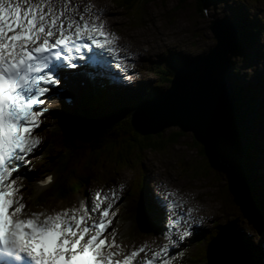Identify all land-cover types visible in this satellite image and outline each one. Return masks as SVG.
Segmentation results:
<instances>
[{
	"label": "snow or ice",
	"instance_id": "6c2138e0",
	"mask_svg": "<svg viewBox=\"0 0 264 264\" xmlns=\"http://www.w3.org/2000/svg\"><path fill=\"white\" fill-rule=\"evenodd\" d=\"M68 2L58 10L55 0H0V256L15 264H121L114 259L119 252L113 249L120 248L116 230L108 232L119 199L115 191L106 207L102 205L108 198L97 191L93 201L86 199L79 208L37 213L28 210L20 195L23 185H17L24 179L21 169L30 168L29 157L42 144L35 130L48 111V93L61 84V70L76 69L75 60L85 59L83 50L112 56L118 52L119 37L106 30L100 20L103 11L95 15L100 23H89L83 13L77 20L67 15ZM52 180L49 176L38 183ZM168 208L173 216L168 243L150 258L145 247L133 250L122 264H132L140 253H145L143 264H174L169 249L177 240L171 232L181 223L190 226L193 210L176 219L179 206L169 202ZM188 235L183 227L178 240Z\"/></svg>",
	"mask_w": 264,
	"mask_h": 264
},
{
	"label": "rangeland",
	"instance_id": "374dc122",
	"mask_svg": "<svg viewBox=\"0 0 264 264\" xmlns=\"http://www.w3.org/2000/svg\"><path fill=\"white\" fill-rule=\"evenodd\" d=\"M202 1L205 4V8L202 11L198 10V8L195 7L194 0H157L156 2L150 3L147 6L145 5L147 7L146 14L154 23V25H148L142 23L141 20L137 19L136 17L134 18H136L137 20L132 18L130 16V12H126L127 16H125L121 10L114 8L109 0H90L91 4L93 5V9L103 8L106 16H110V22L113 28L118 31L121 34L122 39L129 42L131 46H133L141 38L143 43L140 40V44H143L142 46L145 48L144 55L146 58L152 61L156 58L155 56L160 55V48L173 42H176L178 45L181 44L182 48L187 50L184 53V55H186V59H189L191 55L198 58V56L200 55L205 54L206 56L210 53V51L216 45V39L210 29V25L212 22H219L226 26H232V24L228 21L232 19V14H230L231 3H229L230 0ZM252 1L254 2V0ZM242 2L250 3V0H242ZM261 2L264 3V0H262ZM232 5H234V3H232ZM250 8L251 7L248 6V10H250ZM163 13L164 16L161 15ZM248 15L251 16L252 14ZM252 18L256 20L257 16H252ZM241 24L243 26L244 22H242ZM166 25H170L169 31ZM156 31L162 33V36L160 38L154 34V32ZM260 35L261 36L259 37L261 40V45H263L264 35ZM229 57L232 58V55H229ZM240 58L241 57H235L234 60H239ZM135 110L131 111L132 114ZM232 113L234 117V112L232 111ZM93 121L96 120L91 119L90 121H87L86 124L91 125ZM106 124H99L98 122V127L102 128L103 132L107 131L108 125ZM176 129H179L177 125L169 126L166 128L163 127V137H170V133L174 132ZM109 130L111 129L109 128ZM188 132L189 133H185L187 134V136L183 137V141H179L176 145H173L172 148L168 150L165 149L160 152L158 151V153L152 152L151 154H146V156L155 158L157 162L160 163L158 169L159 173L157 176H155L153 173V178L160 180V183L164 186V188L176 191L178 193H181V190L185 191V194L191 196L194 201L197 202L198 200L200 204H203L206 211L209 212V214L213 216L214 219H217L219 223L222 219H227L225 222H223L226 223L231 218H222L224 214L228 217V214L232 213L235 214L234 216H237L242 212L241 208L237 204L233 203L234 200L232 195L225 197L227 196L226 193L228 190H230L232 187L239 190V195L243 196L246 199L245 208H247L248 203L252 202V199L249 198L248 193L245 189V185L241 180L230 177L222 171L217 173L218 176L216 172L212 173L211 169L205 170L204 172L198 171L196 175L189 170H185L184 172L180 171L181 167L178 164L179 159H181L183 163L186 164V169H191L194 166L197 167L195 163L197 164L200 162L198 161V156H200L199 154L201 152H199V149H196V146L195 150H192V144L194 140L193 138H191L192 133L190 131ZM152 134L157 135L155 133ZM157 137L158 136H155L154 138ZM223 139L224 137L222 136L220 142H223ZM172 143L173 142H171V144ZM224 149H229L227 151L231 152L236 160L242 161L241 156L236 155L231 147H224ZM168 157H170L171 159ZM228 157H231V155L226 154L224 156V159L226 161H232V159ZM219 158L222 159L220 155ZM244 162H246L247 165L251 166V162L248 159H244ZM119 167H121L124 172L129 169L124 168L122 165H120ZM255 171L258 172L257 169H255ZM129 172L130 173L126 172V175L122 177V183L117 182L118 180L113 182L116 187L117 184L115 182L124 187L123 196L124 194L127 196L130 185L135 178V175L131 172V170ZM207 172H209V174H207ZM150 184H153L152 181L150 182ZM97 185H99L97 182H93L92 184L93 187H96ZM192 193H194L197 199H194ZM72 197L74 196H71V199L69 198L67 199V201H69L70 203L74 202L75 198ZM129 199L134 202V204L132 205H135V209H140L142 206H144L143 199L139 204H136V202L139 201V198L135 199V197H132ZM127 203L130 210L131 203L129 201H127ZM54 204L62 205L64 204V201L56 199L54 201ZM253 219L256 220L255 218ZM239 222L240 221H238V223ZM242 223H240L239 225L240 228ZM124 224L125 220L119 224L118 231L119 229L121 230L123 228ZM243 226L247 228L245 224ZM213 227L215 228L216 224ZM218 262H220L219 259Z\"/></svg>",
	"mask_w": 264,
	"mask_h": 264
},
{
	"label": "water",
	"instance_id": "95a60500",
	"mask_svg": "<svg viewBox=\"0 0 264 264\" xmlns=\"http://www.w3.org/2000/svg\"><path fill=\"white\" fill-rule=\"evenodd\" d=\"M210 29L216 46L208 55L187 62L173 76L169 89L134 111L132 125L136 131L157 133L163 127L177 125L190 131L208 152L218 146L232 124L234 101L227 83L228 55L236 43L232 26L212 22ZM208 258L209 264H251L234 224L224 228L210 244Z\"/></svg>",
	"mask_w": 264,
	"mask_h": 264
},
{
	"label": "trees",
	"instance_id": "16d2710c",
	"mask_svg": "<svg viewBox=\"0 0 264 264\" xmlns=\"http://www.w3.org/2000/svg\"><path fill=\"white\" fill-rule=\"evenodd\" d=\"M143 1L144 3H154L157 0H128L126 1L129 3V6L126 7L130 9V7L134 6V3H140ZM195 7L198 8V10L202 11L205 6L204 2L202 0H194ZM244 25V24H243ZM244 37L241 36L238 39V46H242L244 43ZM174 72H169L168 70L165 71L163 74V78L166 81H169L172 79ZM237 112V110H236ZM125 122V123H124ZM122 122V127L119 131L113 134H97V135H85L83 141L86 142L88 146H91L93 149L97 150H106V147L111 146L108 150L115 148V156L120 157L121 155H127L126 153H130L132 151H139L143 150L144 148H157L161 147L167 142H176L178 137L183 135L184 133L176 129L174 132H171V136L164 138L163 132L158 133L157 135H143L139 136L135 132L132 131V124L130 120H124ZM118 129L120 126L118 125ZM130 133V134H128ZM155 136H158L159 139L154 138ZM154 138V139H153ZM194 140V139H193ZM195 144L196 149H199V152H201L198 156L199 161L202 162V165H200V168L208 167L216 171L218 167H221L222 163L219 159V155L217 152H208L207 150L203 149L199 143H197L195 140L193 142ZM118 149L124 150V153H120L121 151H118ZM99 153L97 152L96 159L99 158ZM207 160V161H206ZM113 161V159H112ZM125 161H128L125 157ZM206 161V162H205Z\"/></svg>",
	"mask_w": 264,
	"mask_h": 264
},
{
	"label": "bare ground",
	"instance_id": "6f19581e",
	"mask_svg": "<svg viewBox=\"0 0 264 264\" xmlns=\"http://www.w3.org/2000/svg\"><path fill=\"white\" fill-rule=\"evenodd\" d=\"M88 0H82V3H86ZM59 1H56V5L59 6L58 10H63L65 9V4H64V1H60L59 3H57ZM78 3L79 5L77 4V2H68L67 4V8H66V12H67V15L70 13L69 10H73V9H77V8H83V4L81 3V0H78ZM71 4V5H70ZM96 8V7H95ZM76 13V12H75ZM224 21V20H223ZM264 24V23H263ZM262 24V25H263ZM260 30L262 29L259 28ZM224 30V29H223ZM261 36V35H260ZM121 44H123V42H120ZM244 43V42H243ZM255 44V42H253L252 44L250 43H244L242 45V48L244 49H247L249 50V52H252L253 51V45ZM262 46V45H261ZM262 52H264L263 48H262ZM262 55V54H261ZM229 57V55H228ZM262 60L260 59L259 62H261ZM184 65V64H183ZM253 73L252 75L249 77L248 80L250 81H255L258 83V86H259V90H258V97H259V103H260V116L256 117V121H257V125H259V128L261 127V133L260 135L256 138V142L259 143V142H262L261 145H263L264 143V81L261 82L260 81V77H261V66L259 67H254L253 68ZM78 78V77H77ZM77 78H76V81H77ZM86 81V85L85 87L88 85L91 89H93L91 86H90V82H91V79L90 78H82L81 81ZM123 82H121L120 84L123 86ZM227 83H231L230 80L227 81ZM246 85H248L247 82H245ZM62 85V83L60 84ZM65 86L68 88V91L72 92L71 93V97L73 98V102L75 101H79V99H86V95L84 92H82L81 88L79 87V82H76L75 83V80H70L68 81ZM93 86V85H92ZM206 86V85H205ZM254 87V86H253ZM257 100V99H256ZM126 101V100H125ZM245 103H247V101H245ZM126 105H128V102L126 101ZM256 105V106H255ZM255 105H253L254 107H258V104L256 103ZM46 106H48L46 104ZM113 109V107L111 108ZM121 113H124L126 110L124 109H120ZM234 111V110H233ZM221 112H224V110H222ZM55 114H57L56 112H54ZM111 114L110 115H113L114 112H110ZM72 114H74L72 112ZM77 116H79V114H75ZM232 117H233V113H232ZM134 125H132V131L135 132L136 134H138L139 136H143V133L141 132H138L136 131L133 127ZM169 126H175V125H169ZM169 126H166V127H169ZM178 127V126H177ZM179 128V127H178ZM85 135H88V133L86 132ZM84 145H86V143H83ZM238 168V167H237ZM258 170V169H257ZM255 172V175L253 173L252 174V178H256L257 180H260V186H259V189H257V191H255V196L257 199L261 200V203L262 204H259L260 206H264V162H262V164L259 163V170L258 172H256L255 170H253ZM23 180H17V185H21L23 184ZM41 186V185H40ZM149 185H147V188H148ZM36 192H39V190L41 189L39 186H36ZM257 192V193H256ZM150 197L153 198L154 195L152 196V193L150 192L149 193ZM201 198V197H200ZM203 199V198H202ZM155 203L156 201L158 202V197L155 195ZM165 213L163 212L162 213V216L164 215ZM245 225L247 226L246 230L248 232H250V234H252V238H249L248 237H251V236H247V239H245V243H247V247H248V251H249V254L251 255V261H252V264H264V237H261L259 236L258 239H257V235L255 234V230H253V227L252 225L249 223V225L247 223H245ZM241 231H243V227L241 225V228H240ZM255 237V238H254ZM255 241V242H252V241ZM211 244V242H210ZM210 244H209V247H210ZM249 246L251 249H249ZM252 252H255L253 253V257H252ZM216 254H218V252H216ZM255 254V256H254ZM4 258L3 256H0V262L4 261Z\"/></svg>",
	"mask_w": 264,
	"mask_h": 264
}]
</instances>
